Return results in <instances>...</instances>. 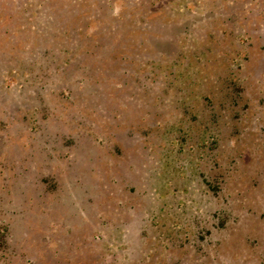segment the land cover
I'll list each match as a JSON object with an SVG mask.
<instances>
[{"label":"rangeland","instance_id":"rangeland-1","mask_svg":"<svg viewBox=\"0 0 264 264\" xmlns=\"http://www.w3.org/2000/svg\"><path fill=\"white\" fill-rule=\"evenodd\" d=\"M0 264H264V0H0Z\"/></svg>","mask_w":264,"mask_h":264},{"label":"trees","instance_id":"trees-1","mask_svg":"<svg viewBox=\"0 0 264 264\" xmlns=\"http://www.w3.org/2000/svg\"><path fill=\"white\" fill-rule=\"evenodd\" d=\"M207 184H208V186H212V188L218 187L216 182H214V184H210V182L207 180Z\"/></svg>","mask_w":264,"mask_h":264}]
</instances>
